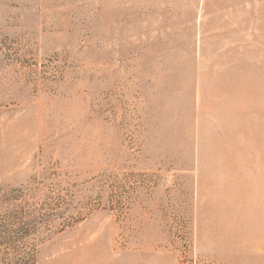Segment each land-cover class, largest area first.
Instances as JSON below:
<instances>
[{"label": "rangeland", "instance_id": "rangeland-1", "mask_svg": "<svg viewBox=\"0 0 264 264\" xmlns=\"http://www.w3.org/2000/svg\"><path fill=\"white\" fill-rule=\"evenodd\" d=\"M0 264H264V0H0Z\"/></svg>", "mask_w": 264, "mask_h": 264}]
</instances>
